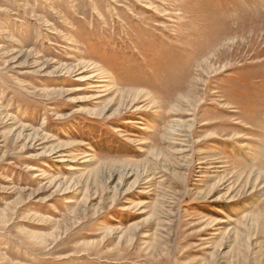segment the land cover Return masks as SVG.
<instances>
[{"label": "rangeland", "instance_id": "374dc122", "mask_svg": "<svg viewBox=\"0 0 264 264\" xmlns=\"http://www.w3.org/2000/svg\"><path fill=\"white\" fill-rule=\"evenodd\" d=\"M0 264H264V0H0Z\"/></svg>", "mask_w": 264, "mask_h": 264}, {"label": "bare ground", "instance_id": "6f19581e", "mask_svg": "<svg viewBox=\"0 0 264 264\" xmlns=\"http://www.w3.org/2000/svg\"><path fill=\"white\" fill-rule=\"evenodd\" d=\"M179 125H180V123H179ZM175 127H176V125H175ZM174 130V129H173ZM181 131V130H180ZM175 132V131H174ZM175 134V133H174ZM170 137H171V135H170ZM178 137V136H177ZM174 139H175V136L173 137ZM173 138H171V139H173ZM59 146V145H58ZM55 153H56V151H55ZM61 162V161H60ZM71 170H74V168H72ZM123 175V174H122ZM138 175V174H137ZM141 175V174H140ZM139 182V181H138ZM127 210V209H126Z\"/></svg>", "mask_w": 264, "mask_h": 264}]
</instances>
